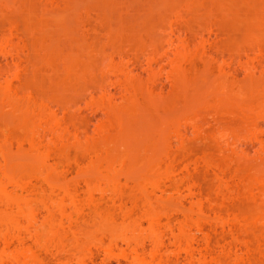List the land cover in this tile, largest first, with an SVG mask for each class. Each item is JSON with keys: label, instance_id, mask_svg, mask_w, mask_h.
Here are the masks:
<instances>
[{"label": "bare ground", "instance_id": "bare-ground-1", "mask_svg": "<svg viewBox=\"0 0 264 264\" xmlns=\"http://www.w3.org/2000/svg\"><path fill=\"white\" fill-rule=\"evenodd\" d=\"M16 1L0 0V54L15 37L20 48L12 51L23 59L0 70V264H108L118 258L123 261L117 264H264V158L249 163L242 149L225 143L222 130L218 140L200 147L198 161L196 149L183 144L186 130L179 122L188 113L181 111L166 121L181 151H171L161 126L141 161L132 147H111L107 131L82 143L86 119L72 110L81 97L106 92L98 77L105 55V65L117 67L132 86L126 65L113 66V57L130 52L137 61L148 45L153 56L147 67H153L167 58L162 44L174 43L171 22L181 20L196 38L202 10L217 15L229 59L246 71L220 80L214 97L199 101L194 127L201 135L211 115L221 129L257 128L264 121V67L262 79L255 78L247 58L253 49L264 54V0H156L153 16L128 13L132 0ZM52 5L63 11H49ZM162 26L171 33L158 32ZM203 50L197 58L208 67ZM224 65H217L220 76ZM180 69L177 63L178 80ZM147 98L156 114L170 109ZM130 103L112 117L119 133L123 117L132 120L140 112L136 101ZM228 151L235 158L229 160Z\"/></svg>", "mask_w": 264, "mask_h": 264}, {"label": "rangeland", "instance_id": "rangeland-1", "mask_svg": "<svg viewBox=\"0 0 264 264\" xmlns=\"http://www.w3.org/2000/svg\"><path fill=\"white\" fill-rule=\"evenodd\" d=\"M24 1L26 0H20L21 3ZM28 1L29 0L24 2V4H18V1L15 3L26 6L33 3L31 0V2ZM123 1H126L127 3V0H122V2ZM130 2H133V5L129 2L128 5L130 4V9L133 8V10L128 9V13H136V15L143 14L148 16L150 14L152 16L155 15L154 12L157 9L156 0H132ZM53 6L58 9L57 6L52 5L51 7H48V10L58 12L63 11V6L58 10H56ZM91 14L92 17L93 15H96L94 12ZM198 15L199 19L194 27V30L198 35L196 38L191 37V33H189V30L186 29L181 20H174L171 22L172 24L170 25V28L172 33L169 31L170 29L168 30L169 32H165L167 29H162L165 28L162 24V30L159 29L158 32L162 33L163 31L164 34L171 33L170 35L172 39H174V43L171 45L165 43L162 44L160 53H166L167 58L164 56L163 58L165 59H162V62L161 60L158 61L159 64L156 62L157 64L155 63L153 67H147V58L153 56L152 49L148 45L147 54L141 55L137 61L133 59V55H131L130 52L126 53V56H124L123 59H120L116 55L113 57V66H116L120 62L126 65L124 68L129 71V76L127 77L135 79L136 84L134 83L132 86L127 85L125 81L126 76L115 70L117 67H107V65H105L107 64L106 62L108 58V55H105V67H101L104 71V75L98 73V77L99 75L102 76L101 80L106 92L94 93L92 100H87L84 97L83 99L81 97L82 100H79L76 106L72 109L79 115L84 116L86 119V130L79 134V138L82 143H89L92 140H96L100 138L103 131H107V141L110 143L111 147H119L121 150L127 148L128 146L132 147L135 151H139L138 154L140 155H138V159L143 161L148 159V154L143 152V150L146 149L145 147L148 146V139L153 137L155 135L154 131L162 126L165 127L164 131L170 135L171 151L177 154L181 151L182 143L174 137L172 126L168 125L166 121L167 119L174 118L179 115V112L182 111V113H188V119L183 118L179 122L180 126L186 130L183 144L190 145L196 149L195 151L197 156L195 158L198 159V161L199 157L202 155L199 150L200 147L204 144L218 140L222 130L226 134L225 140H227V142L225 143L232 146L236 145L238 148L242 149V158L246 161H250L249 163H251V161L258 163L261 158H264V121H260L257 128L243 125L239 127L230 126L221 129L214 121H211L212 117L209 115L207 118L210 122L203 128V133L201 135H199L194 127V121L200 122L199 118L192 115V112H194L195 108L199 105V101L213 98L218 90L217 85L220 80L229 79L231 78L230 76H236L237 78L244 77L243 74L246 71V68L243 65L237 64L236 62L234 63L231 59H229L230 55L228 54L226 38L222 35H218L220 20L217 15L205 14L202 10L198 12ZM166 27L169 28L168 22ZM64 39L62 43L63 46L66 47L68 44L66 45V38ZM180 40H183L184 43L182 44ZM202 40L204 41L202 42ZM12 41L13 42H9L4 45L6 50L9 48L8 50L11 49L12 51L13 48L17 49L15 46H20V43L18 44L19 41L15 37L12 38ZM200 41L202 44H200ZM197 49L205 52L207 56L205 55L203 58H208L210 56V59L208 58L209 61H206L208 63V67H204L207 65L203 66L205 62L203 63V60L201 59L200 60L202 62L200 63V60L197 58V51H200ZM8 50L6 51L7 53L0 54V70L2 68V70L5 68H13L16 63L17 66L23 64V59L19 58L20 56L18 57V54L16 55L14 51H12V53L9 51L8 53ZM106 52L107 54L110 53L111 48L108 47ZM222 58L223 60H221ZM242 59H248L250 66L254 69L252 71L255 78L262 76L260 71L264 67V54L262 55L257 49H253L247 59L246 56H243ZM193 60L195 61V66L190 67L189 62H193ZM210 61L211 64H209ZM221 61L224 63L222 62V64ZM214 62H216V64ZM217 62L221 65L225 64L224 69L226 70L223 76H220L217 72ZM231 62H233L235 67L231 65ZM177 63L182 65L179 80L175 76V65ZM213 65L214 67H211ZM17 68L20 69V67ZM234 68H237L238 70H236V74L231 73L235 70ZM238 72L240 73L239 77ZM256 81H258V79ZM13 83L22 85V81L18 79H14ZM179 83L183 84L187 90L184 94L181 93L183 91L180 88L183 86H179ZM148 95L155 99L158 98L167 104H171L170 109H164L163 107V112L161 109L160 114H156L154 112L153 105L147 101ZM182 98L185 99L184 103L176 102ZM130 99L136 101V106L139 107L140 112L136 114L132 120H129L131 116H127L125 119L123 117V125L120 129L122 131L119 133L116 126L112 123V117L115 115L116 110H120L125 113L124 108L127 106L128 102L130 103ZM173 101L175 102L174 104H172ZM167 106L169 107V105ZM67 116L68 114L64 113L65 123L68 122ZM47 141L51 145L56 144L50 136L47 137ZM220 145L224 146L222 143H220ZM56 146L58 147L59 145L57 144ZM233 156V152L228 151V159L230 158L229 160H231V158H235ZM232 161L234 164L233 159ZM230 164L232 165V163ZM116 169H118V166H116ZM188 169L193 174H197L196 169H194L192 164L189 165ZM72 177L73 174L71 173L66 175L68 180H72ZM99 258L100 257H97L96 261H99ZM117 261L122 262L123 260L121 258H118L117 260L112 259L108 264H117ZM52 264L58 263L53 262Z\"/></svg>", "mask_w": 264, "mask_h": 264}]
</instances>
